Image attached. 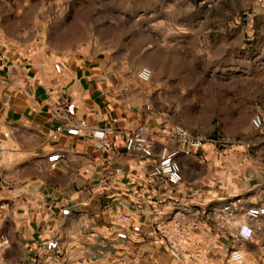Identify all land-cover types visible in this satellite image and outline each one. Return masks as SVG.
<instances>
[{"label":"crops","instance_id":"obj_1","mask_svg":"<svg viewBox=\"0 0 264 264\" xmlns=\"http://www.w3.org/2000/svg\"><path fill=\"white\" fill-rule=\"evenodd\" d=\"M253 2L264 7V0ZM224 14L214 30L229 50L245 27L230 26V12ZM255 16L264 18V10ZM97 30L91 23L87 40L77 34L0 41V132L15 131L0 163V264H184L155 228L159 210L169 215L188 204L209 218L237 196L264 203V129L181 154L183 180L176 186L155 175L152 158L127 151V133L139 124L156 149L183 147L170 134L177 123L204 134L170 112L166 97L174 92L166 83L181 82L180 73L164 70L158 87L141 80L115 56V37L99 39ZM83 119L107 129L110 149L96 147L87 130L52 137L57 126ZM54 152L62 158L51 166ZM233 241V234L219 236L213 256L223 261ZM245 258L264 264V229L246 243Z\"/></svg>","mask_w":264,"mask_h":264},{"label":"rangeland","instance_id":"obj_2","mask_svg":"<svg viewBox=\"0 0 264 264\" xmlns=\"http://www.w3.org/2000/svg\"><path fill=\"white\" fill-rule=\"evenodd\" d=\"M258 10L264 7L253 0H0V41L77 34L87 40L91 23L98 25L99 39L115 37V56L128 72L150 67L149 83L156 87L164 70L180 73L181 82L166 83L174 92L166 97L170 112L198 133L239 140L257 136L251 118L264 113V18L255 16ZM225 12L230 26L245 27L238 34L242 42L229 50L214 30Z\"/></svg>","mask_w":264,"mask_h":264},{"label":"built area","instance_id":"obj_3","mask_svg":"<svg viewBox=\"0 0 264 264\" xmlns=\"http://www.w3.org/2000/svg\"><path fill=\"white\" fill-rule=\"evenodd\" d=\"M137 75L141 80L149 82L153 71L144 66ZM251 125L256 131L263 130L264 113H255L251 118ZM84 130L89 131L95 139L96 147H112L107 129L91 127L84 119L67 127L57 126L52 137L56 139L63 133L79 135ZM14 133L12 128L0 132V163L10 149L9 139ZM170 134L183 143L182 148L160 144L156 149L150 138L151 133L144 124L128 131L125 146L129 152H138L152 158V170L155 175L176 186L183 180L180 155H192L207 141H213L215 138L193 134L181 123L175 124ZM61 158V153L54 152L48 156V161L51 166H55ZM206 223L210 224L213 230L206 229ZM155 228L171 255L184 264H245L246 243L264 229V203L249 204L243 197L237 196L232 201L213 208L209 218L200 207L178 204L169 215L161 210L156 213ZM231 234L234 235V241L226 258L223 261L216 259L213 250L217 238Z\"/></svg>","mask_w":264,"mask_h":264}]
</instances>
